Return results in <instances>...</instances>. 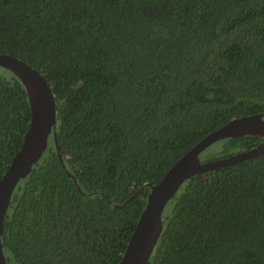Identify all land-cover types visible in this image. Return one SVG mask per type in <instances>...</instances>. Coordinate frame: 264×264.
Masks as SVG:
<instances>
[{
	"label": "trees",
	"instance_id": "16d2710c",
	"mask_svg": "<svg viewBox=\"0 0 264 264\" xmlns=\"http://www.w3.org/2000/svg\"><path fill=\"white\" fill-rule=\"evenodd\" d=\"M0 52L48 83L62 159L50 136L15 184L7 264H116L148 186L136 189L228 119L264 116V0H0ZM8 72L0 176L29 121ZM260 139L226 137L198 158ZM161 219L147 264H264V152L189 175Z\"/></svg>",
	"mask_w": 264,
	"mask_h": 264
},
{
	"label": "water",
	"instance_id": "95a60500",
	"mask_svg": "<svg viewBox=\"0 0 264 264\" xmlns=\"http://www.w3.org/2000/svg\"><path fill=\"white\" fill-rule=\"evenodd\" d=\"M0 66L19 79L24 87L29 106V121L20 145L0 176L1 234L2 220L11 198V192L17 181L31 170L47 146L50 136L61 162L62 159L61 151L55 140L54 95L48 83L36 68L12 54L0 52ZM244 134L256 135L261 139L254 146L226 156L203 161L198 158V154L211 143L226 137ZM262 152H264V116L262 112L232 117L200 137L163 172L156 182H145L136 189V191H140L144 185L148 186L144 206L116 264H147L162 225L161 210L189 175L244 160ZM62 166L64 168V165ZM72 179L75 182L74 177ZM113 205H118V203H113ZM0 264H7L1 242Z\"/></svg>",
	"mask_w": 264,
	"mask_h": 264
},
{
	"label": "rangeland",
	"instance_id": "374dc122",
	"mask_svg": "<svg viewBox=\"0 0 264 264\" xmlns=\"http://www.w3.org/2000/svg\"><path fill=\"white\" fill-rule=\"evenodd\" d=\"M9 74L8 70L0 66V76H7Z\"/></svg>",
	"mask_w": 264,
	"mask_h": 264
}]
</instances>
